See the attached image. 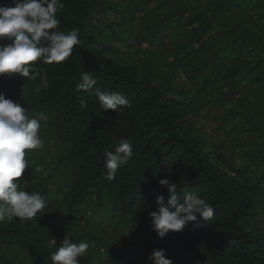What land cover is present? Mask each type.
Returning <instances> with one entry per match:
<instances>
[{
    "label": "trees",
    "instance_id": "trees-1",
    "mask_svg": "<svg viewBox=\"0 0 264 264\" xmlns=\"http://www.w3.org/2000/svg\"><path fill=\"white\" fill-rule=\"evenodd\" d=\"M61 2L58 30L78 29L80 44L59 64L33 63L47 74L48 87L37 93L39 77L0 75V94L25 90L32 112L46 118V155L32 158L22 187L40 193L46 206L32 219L0 223V264H52L51 254L65 238L89 243L80 264H91L100 238L86 232L88 218L75 217L93 206L115 216V225H136L150 239L148 256L162 249L173 264H264V185L220 146L207 148L193 121L206 109L221 128L230 118L252 120L261 143L248 155L264 164V0H137L139 6L125 10L115 0ZM4 4L10 0H0ZM136 13H143L135 28L141 42L157 44L171 65L183 70L184 87H175L172 79L156 83L118 60H101L102 27L117 30ZM83 71L97 82L82 92L76 86ZM190 89L192 96L185 93ZM97 90L119 92L130 107L101 111ZM125 140L133 158L109 181L104 154ZM158 178L176 183L181 200L187 192L206 199L215 209L212 219L197 217L158 239L149 213L158 195L165 203L168 198ZM51 188L59 201L52 199Z\"/></svg>",
    "mask_w": 264,
    "mask_h": 264
},
{
    "label": "clouds",
    "instance_id": "clouds-1",
    "mask_svg": "<svg viewBox=\"0 0 264 264\" xmlns=\"http://www.w3.org/2000/svg\"><path fill=\"white\" fill-rule=\"evenodd\" d=\"M62 7L61 0H10V4L0 5V38L10 40V43L0 44V75H18L28 80L39 77L37 93L48 87L47 74H41L33 63L40 60L45 64H59L70 57L74 46L80 44L78 29L58 30L60 20L56 13ZM96 82L90 71H83L76 90H90ZM96 96L101 111L116 112L130 107L129 101L119 92L97 90ZM41 119H44L43 113L30 118L25 107L0 94V223H11L14 218L32 219L46 206L40 193H29L21 188L26 182H14L28 168L26 151L42 147ZM104 155L105 178L111 181L133 158V146L126 140L121 141ZM158 183L168 192L167 202L163 195H158L155 211L149 213L151 227L158 239H163L169 232L182 231L197 217L208 221L214 216L215 209L206 199L187 192L181 200L176 183L166 178H158ZM48 243L56 246L57 240L49 237ZM89 247L87 242L76 244L65 238L51 254L52 264H80ZM147 264H173V261L166 258L161 249L153 250Z\"/></svg>",
    "mask_w": 264,
    "mask_h": 264
},
{
    "label": "rangeland",
    "instance_id": "rangeland-1",
    "mask_svg": "<svg viewBox=\"0 0 264 264\" xmlns=\"http://www.w3.org/2000/svg\"><path fill=\"white\" fill-rule=\"evenodd\" d=\"M115 1L122 6L123 10L126 6H139L137 0ZM126 17L130 24H124L117 30L102 27L103 36L101 35L98 38V43L102 45L101 60H118L121 63L136 67L141 74L150 76L156 83H167L172 79L175 87H184L185 76L183 70L175 69L171 65V60L157 44L149 45L141 42L135 28L144 21L143 13H136V16L132 19ZM166 35V38H163L164 42L168 39V34ZM185 93L192 96L194 91L190 89V92L185 91ZM5 98L20 103L22 107L27 109V115L30 118L41 113L39 111L32 112V100L28 98L27 92L23 89H14ZM200 98L202 103H207L209 99L206 97ZM220 114L223 115L224 113L218 112V115ZM212 117L213 113L206 109L200 112L199 117L193 118L196 131L203 138L206 147L210 149L215 145L220 146L226 157L232 160L237 167L244 168L248 166V174L259 179L260 183L264 185V180H261V177H264V164L259 161H252L248 155L255 145L261 143V140L258 139V132H255L251 127L252 120L246 122L238 118H230L225 127L221 128L219 121L212 119ZM45 121L46 118L40 121L39 135L42 142ZM42 147H44L43 144ZM42 147L34 150V152H32L33 150L26 151L25 158L28 162V168L25 169L21 178L14 181L15 183L26 182L32 158L38 159L46 155L42 152ZM262 149L264 152V145ZM49 153L54 154V151L50 150ZM38 170L39 167L36 168V171ZM23 185H21V188ZM51 190L52 199L59 201V192L54 188H51ZM108 216L110 215L106 214L105 208H95L93 206L84 208L82 213L75 217H81L83 221L88 218L90 223L86 232L91 235L94 231L95 235L100 238V241L94 244V257L91 264H147L150 239L136 225L132 223L115 225V216H110V218ZM78 228L75 227L73 230ZM84 233L82 232L80 235ZM105 245L106 248L104 249Z\"/></svg>",
    "mask_w": 264,
    "mask_h": 264
}]
</instances>
